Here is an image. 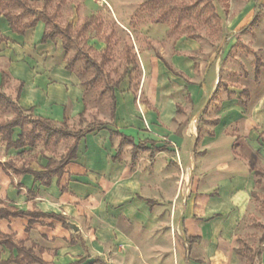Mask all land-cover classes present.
Segmentation results:
<instances>
[{
  "label": "crops",
  "instance_id": "obj_1",
  "mask_svg": "<svg viewBox=\"0 0 264 264\" xmlns=\"http://www.w3.org/2000/svg\"><path fill=\"white\" fill-rule=\"evenodd\" d=\"M45 32L38 21L17 35L0 17V80L19 84L21 109L67 125L84 116V91ZM193 54L140 52L137 91L114 93L113 125L85 135L48 186L0 169V264H95L156 213L181 264H264V67L221 90L220 60Z\"/></svg>",
  "mask_w": 264,
  "mask_h": 264
},
{
  "label": "rangeland",
  "instance_id": "obj_2",
  "mask_svg": "<svg viewBox=\"0 0 264 264\" xmlns=\"http://www.w3.org/2000/svg\"><path fill=\"white\" fill-rule=\"evenodd\" d=\"M46 1L31 4V14L19 9L8 12L20 15L22 24L40 21L43 16L51 19L46 31L55 36L53 41L69 44L62 51L63 61L80 81L87 107L81 119L66 125L71 132L99 124L113 125L111 100L103 94L107 80L116 82L124 77L114 93L136 92L142 51L175 53L176 48L193 49L191 58L195 61L201 58L209 63L211 59H219L225 68L220 78L221 90L228 86L242 89L232 80L246 79L261 63L257 52L264 49V0H48L44 5ZM56 27L58 32L66 31L69 39L57 33ZM84 57L97 66L102 60L105 63L95 71L86 65ZM18 87V83L10 85L6 81L2 92L14 100ZM242 94L245 96L247 92L244 90ZM21 117L24 136L34 134L38 138L24 148L7 149L6 134L0 130V161L10 165L8 172L13 173L12 168L44 165L46 161L58 162L72 140L45 143V134L28 123L33 118L31 113H22ZM14 118L12 112L0 106V125ZM20 133L14 129L12 140ZM155 219L152 226L141 223V228L135 230L124 228L131 242L110 247L95 264H181L182 245L171 221L164 213H156Z\"/></svg>",
  "mask_w": 264,
  "mask_h": 264
},
{
  "label": "trees",
  "instance_id": "obj_3",
  "mask_svg": "<svg viewBox=\"0 0 264 264\" xmlns=\"http://www.w3.org/2000/svg\"><path fill=\"white\" fill-rule=\"evenodd\" d=\"M38 1L39 0H0V17H3L7 21L12 33L17 35H23L27 30L34 28L38 20H33L22 24L19 22L20 15H14L8 12V10L19 9L22 12L31 14L33 13V11L30 9V5ZM47 1L45 2L44 5H46ZM40 21H42L45 24V26L51 23V19L45 16H43L42 20ZM56 30L57 33L61 34L65 39H69L66 31L58 32V28ZM54 37H55L54 35H50L48 31H46L42 37L41 43L44 44L47 41H53ZM68 47L69 44L67 43L62 44V48L64 51H66ZM106 50L107 49H105V51ZM84 59L87 61L86 65H88V67L94 69L95 71L99 70V66L105 63V61L102 60L101 64L97 66L96 63L90 61L88 58L84 57ZM158 59H160V57H158ZM260 66L264 67V63H262ZM66 70L69 71L68 66H66ZM255 75H257V72H255ZM1 78L2 81L0 84L1 87L0 106H3L4 108L12 112L15 115V118L8 123L0 125V130L6 134V148L18 150L24 148L25 146L34 144L38 136L34 134H30L29 136L27 135V137L24 136V129H23L24 121L21 115L22 113H26L28 111H24L23 109H21L17 103L20 91H18L15 100H11L9 97L3 94L2 87L6 83V77L2 75ZM123 79L124 77L120 78L116 82H112L108 79L107 85L103 91V94H107L111 100V107H110L111 117L113 116L115 111L114 90H116L119 87ZM28 123L31 125L32 129L40 130L45 134L44 135L45 143H49L50 140H53L54 142L72 140V145L67 149L65 155L58 162L55 163L49 162L46 167V170L42 173H37L30 169H25V168H20V169L12 168L15 174L31 175L35 181L41 182L44 186H48L50 184L51 176L55 175L57 178H60L63 174V170L65 166L69 164L71 161H74L76 159L78 142L85 135L92 133L95 130L100 129L102 127V125L99 124L97 126H91L90 128L83 131L71 132L67 129L66 123H63L60 126H56L49 121L36 117H33L32 120H30ZM14 129H19L21 131L16 141L12 140V132ZM9 168L10 165L8 163H0V169L3 170L5 173L9 170ZM16 215L17 214H14V216ZM188 241L189 244H191L193 239ZM263 242H264V236L261 239V243Z\"/></svg>",
  "mask_w": 264,
  "mask_h": 264
},
{
  "label": "water",
  "instance_id": "obj_4",
  "mask_svg": "<svg viewBox=\"0 0 264 264\" xmlns=\"http://www.w3.org/2000/svg\"><path fill=\"white\" fill-rule=\"evenodd\" d=\"M71 228L76 232L77 231V229L73 226V225H71Z\"/></svg>",
  "mask_w": 264,
  "mask_h": 264
}]
</instances>
